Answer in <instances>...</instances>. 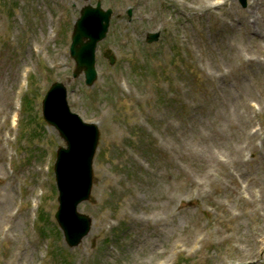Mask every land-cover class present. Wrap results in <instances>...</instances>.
I'll list each match as a JSON object with an SVG mask.
<instances>
[{"label":"rangeland","instance_id":"374dc122","mask_svg":"<svg viewBox=\"0 0 264 264\" xmlns=\"http://www.w3.org/2000/svg\"><path fill=\"white\" fill-rule=\"evenodd\" d=\"M84 3L0 0V264H264V0H101L90 86L68 52ZM56 80L100 129L72 248L54 219L65 142L41 115Z\"/></svg>","mask_w":264,"mask_h":264},{"label":"water","instance_id":"95a60500","mask_svg":"<svg viewBox=\"0 0 264 264\" xmlns=\"http://www.w3.org/2000/svg\"><path fill=\"white\" fill-rule=\"evenodd\" d=\"M245 4V0H241ZM111 9L103 10L100 2L96 7L85 5L77 19L72 34L70 54L76 61L74 76L82 70L86 82L91 84L96 78L95 48L97 42L105 36ZM130 14V10L128 11ZM159 33H148L147 40L158 38ZM110 63L114 56L106 55ZM45 119L54 125L67 147L58 149L55 172L60 202L56 218L62 227L70 246L76 245L89 231L91 219L77 211V205L89 197L92 184V160L98 141V128L87 123L69 110L66 101L65 86L54 82L43 100Z\"/></svg>","mask_w":264,"mask_h":264},{"label":"bare ground","instance_id":"6f19581e","mask_svg":"<svg viewBox=\"0 0 264 264\" xmlns=\"http://www.w3.org/2000/svg\"><path fill=\"white\" fill-rule=\"evenodd\" d=\"M15 118H16V115H15Z\"/></svg>","mask_w":264,"mask_h":264}]
</instances>
